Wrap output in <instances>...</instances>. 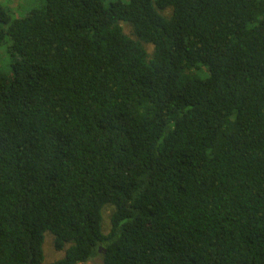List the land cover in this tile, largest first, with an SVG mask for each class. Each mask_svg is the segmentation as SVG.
<instances>
[{"label": "trees", "instance_id": "trees-1", "mask_svg": "<svg viewBox=\"0 0 264 264\" xmlns=\"http://www.w3.org/2000/svg\"><path fill=\"white\" fill-rule=\"evenodd\" d=\"M13 14L0 5V264H45L46 232L65 251L49 264H264V0Z\"/></svg>", "mask_w": 264, "mask_h": 264}, {"label": "rangeland", "instance_id": "rangeland-1", "mask_svg": "<svg viewBox=\"0 0 264 264\" xmlns=\"http://www.w3.org/2000/svg\"><path fill=\"white\" fill-rule=\"evenodd\" d=\"M45 3V0H0V5L9 8L14 14V17L21 19L29 15L35 9H40ZM123 27L128 35L132 34L133 28L130 24L124 23ZM8 45H4L0 49V70L6 75L11 74V57L7 53ZM149 53L152 54L153 48L148 47ZM115 211L113 206H108L103 210V231L108 233L111 230V218ZM45 264L53 263L62 259L65 256V251H57L55 248V237L52 233L46 232L44 242ZM88 264H103L101 257Z\"/></svg>", "mask_w": 264, "mask_h": 264}]
</instances>
